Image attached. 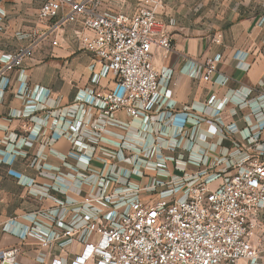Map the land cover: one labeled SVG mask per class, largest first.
I'll return each instance as SVG.
<instances>
[{
    "label": "crops",
    "instance_id": "0c3cea01",
    "mask_svg": "<svg viewBox=\"0 0 264 264\" xmlns=\"http://www.w3.org/2000/svg\"><path fill=\"white\" fill-rule=\"evenodd\" d=\"M162 1L173 47L154 50L159 93L138 118L116 110L101 133L68 124L97 115L98 93L120 91L113 74L79 47L74 24L39 23L42 0H0V67L34 45L29 63L0 76V248L18 247L17 264H94L81 257L98 237L86 214L110 224L135 200L182 195L216 159L264 137V0ZM109 4L132 14L139 3Z\"/></svg>",
    "mask_w": 264,
    "mask_h": 264
},
{
    "label": "built area",
    "instance_id": "2783aa9c",
    "mask_svg": "<svg viewBox=\"0 0 264 264\" xmlns=\"http://www.w3.org/2000/svg\"><path fill=\"white\" fill-rule=\"evenodd\" d=\"M138 3L132 14H125L105 12L102 0H42L39 23L54 20L50 32L74 24L79 47L102 62L120 88L98 93L104 106L88 123L82 117L71 121V132L90 126L103 133L116 110L138 118L158 95L154 50H170L173 44L158 15L163 1ZM33 55V42L18 47L0 67V76L25 66ZM203 64L202 77L210 81L216 61L207 58ZM202 171L182 195L135 200L116 222L94 221L86 214L88 228L98 237L84 244L81 257L94 264H239L243 259L258 264L264 256V248L254 244L260 231L264 238V137L239 143ZM217 179L221 183L212 186ZM74 233L67 230L65 235ZM19 256L18 247L0 248V264H17Z\"/></svg>",
    "mask_w": 264,
    "mask_h": 264
},
{
    "label": "rangeland",
    "instance_id": "374dc122",
    "mask_svg": "<svg viewBox=\"0 0 264 264\" xmlns=\"http://www.w3.org/2000/svg\"><path fill=\"white\" fill-rule=\"evenodd\" d=\"M106 1V3L108 4V6H110V2L112 1V0H105ZM102 2H103V0H102ZM1 21H0V32H4L2 29L4 28V23H3V17H1ZM3 23V24H2ZM259 235H261L260 233L259 234H256V236H255V238H257V237H259ZM260 240V247H261V249H263L264 248V239H262V238H260L259 239ZM258 264H264L262 261H259L258 262Z\"/></svg>",
    "mask_w": 264,
    "mask_h": 264
}]
</instances>
